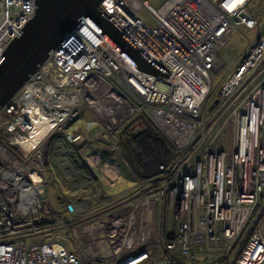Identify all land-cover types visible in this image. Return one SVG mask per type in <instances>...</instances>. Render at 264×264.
<instances>
[{
	"label": "built area",
	"instance_id": "built-area-1",
	"mask_svg": "<svg viewBox=\"0 0 264 264\" xmlns=\"http://www.w3.org/2000/svg\"><path fill=\"white\" fill-rule=\"evenodd\" d=\"M249 2L102 0L163 77L80 18L0 107V264L264 262V26L213 87L230 31L257 26ZM34 10L0 0V58ZM133 139L137 166L122 148ZM48 160L71 192L57 193L55 212ZM128 174L130 190L110 193Z\"/></svg>",
	"mask_w": 264,
	"mask_h": 264
},
{
	"label": "water",
	"instance_id": "water-1",
	"mask_svg": "<svg viewBox=\"0 0 264 264\" xmlns=\"http://www.w3.org/2000/svg\"><path fill=\"white\" fill-rule=\"evenodd\" d=\"M102 0H35L33 16L24 24L0 58V107L17 91L46 58L48 52L67 40L87 19L139 70L163 77L165 68L149 60L99 11ZM216 100L214 101V103Z\"/></svg>",
	"mask_w": 264,
	"mask_h": 264
},
{
	"label": "rangeland",
	"instance_id": "rangeland-1",
	"mask_svg": "<svg viewBox=\"0 0 264 264\" xmlns=\"http://www.w3.org/2000/svg\"><path fill=\"white\" fill-rule=\"evenodd\" d=\"M146 1H148L150 6H152L153 8H157L158 6H160L162 4V2L164 0H146ZM248 8L251 11H253V13L256 16L257 26L254 29L240 28V29H235V30L230 31V33L228 35V41L220 53V54H222V57H224V55H227L229 58L228 59L229 61H227V63L223 67H221V70L219 71V73H217L214 76V78H213V87L214 88L217 87L222 82V80L230 72L231 68L236 64L238 59L241 57V55L243 54V52L247 46L248 40L252 39L255 36L258 28H261L262 26H264V0H250V2L248 3ZM140 15L144 19L149 20V16L144 9L140 10ZM149 22H150V20H149ZM78 114H79V116H83V118L85 120L89 119V114H88L87 110H85V109L80 111ZM79 124H80V122H79ZM73 127H75L74 124L65 127L64 130L69 131ZM3 141H4V139H3ZM151 141H154V139H151L150 142ZM3 166H4V161H3L2 157H0V170L3 168ZM104 172L106 175H108L106 170H104ZM125 172H126V170H125ZM128 175L129 176L126 177L127 181L121 182L115 186L110 187L109 188L110 193L126 194L130 190L132 183H133V180H134V177L131 174H128ZM45 181H46V185H47L46 186V188H47V200L45 202V205L51 212H55L57 209V206H58L57 193L58 192L62 193L63 191H65V193H68L66 195L69 196V193H71V192L69 191L68 185H64V188H63L62 184H60L58 182L56 184L54 181L51 180V178H48L47 175H46ZM0 186H2L3 188L5 187V189H8V187L1 181H0ZM261 264H264V262H262Z\"/></svg>",
	"mask_w": 264,
	"mask_h": 264
},
{
	"label": "flooded vegetation",
	"instance_id": "flooded-vegetation-1",
	"mask_svg": "<svg viewBox=\"0 0 264 264\" xmlns=\"http://www.w3.org/2000/svg\"><path fill=\"white\" fill-rule=\"evenodd\" d=\"M135 140L136 139H133L129 141L128 143L122 142V148H123V154L127 158L128 162L137 166L139 163V160L137 157L138 153L135 151V145H136Z\"/></svg>",
	"mask_w": 264,
	"mask_h": 264
},
{
	"label": "crops",
	"instance_id": "crops-1",
	"mask_svg": "<svg viewBox=\"0 0 264 264\" xmlns=\"http://www.w3.org/2000/svg\"><path fill=\"white\" fill-rule=\"evenodd\" d=\"M50 148H52V140L48 141L46 144H45V147H44V150L46 152H48L50 150ZM49 154L47 155L46 159L48 158ZM44 174L51 177V180H54V179H58L60 176V171L59 170H55L54 167H53V164L50 160H48L46 162V165H45V169H44Z\"/></svg>",
	"mask_w": 264,
	"mask_h": 264
},
{
	"label": "bare ground",
	"instance_id": "bare-ground-1",
	"mask_svg": "<svg viewBox=\"0 0 264 264\" xmlns=\"http://www.w3.org/2000/svg\"><path fill=\"white\" fill-rule=\"evenodd\" d=\"M34 142L35 140H31L29 143L25 145V148L28 149L29 147H31V145H33Z\"/></svg>",
	"mask_w": 264,
	"mask_h": 264
}]
</instances>
